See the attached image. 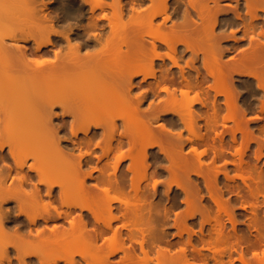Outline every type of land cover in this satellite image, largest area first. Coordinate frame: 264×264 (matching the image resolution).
Instances as JSON below:
<instances>
[{
  "label": "bare ground",
  "instance_id": "bare-ground-1",
  "mask_svg": "<svg viewBox=\"0 0 264 264\" xmlns=\"http://www.w3.org/2000/svg\"><path fill=\"white\" fill-rule=\"evenodd\" d=\"M137 263L264 264V0H0V264Z\"/></svg>",
  "mask_w": 264,
  "mask_h": 264
},
{
  "label": "rangeland",
  "instance_id": "rangeland-1",
  "mask_svg": "<svg viewBox=\"0 0 264 264\" xmlns=\"http://www.w3.org/2000/svg\"><path fill=\"white\" fill-rule=\"evenodd\" d=\"M148 103V102H147ZM146 103V104H147ZM118 112H121V109L119 108V109H116V111H114V113H117L118 114ZM124 112V111H123ZM122 113V112H121ZM120 121V123H124L123 122V120H119ZM121 129H123L124 128V126H123V124H122V127H120ZM153 150H158V148H155V149H153ZM204 160L205 161H211V158L210 157H208V156H205L204 157ZM129 162V160L128 161H126V164ZM149 173H150V170L148 171ZM164 176H162V179H164L165 180V177L163 178ZM176 180H178V181H182L183 180V176H179V177H176L175 178ZM202 184H203V182H202ZM165 187H166V185H164L163 187H161L162 189H165ZM203 194H205L206 196L208 195V191H207V189L205 188V187H203ZM129 200H131L132 202L133 201H135V198L134 197H130V198H128ZM206 205L207 204H211L212 205V212L213 213H215L216 212V210H217V206L216 205H214L213 204V202L207 197L206 198V201L204 202ZM234 204H237V202L235 203L234 202ZM232 205V204H231ZM230 205V206H231ZM236 206V205H235ZM200 209H203V207H202V205H200V206H198ZM186 208V206L185 205H182V206H179V207H176V209L175 210H177V211H179V210H184ZM174 215V214H173ZM221 248H223V247H225L224 245H221L220 246ZM138 251H140V249L138 250ZM121 255V254H120ZM120 255H116V257L115 258H119V256ZM138 264V263H137Z\"/></svg>",
  "mask_w": 264,
  "mask_h": 264
}]
</instances>
